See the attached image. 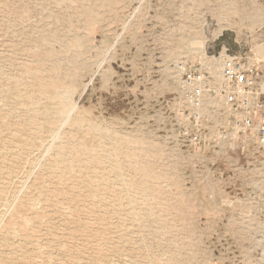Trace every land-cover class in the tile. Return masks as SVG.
<instances>
[{
    "label": "rangeland",
    "instance_id": "1",
    "mask_svg": "<svg viewBox=\"0 0 264 264\" xmlns=\"http://www.w3.org/2000/svg\"><path fill=\"white\" fill-rule=\"evenodd\" d=\"M231 51L264 0H0V264H264V152L178 136Z\"/></svg>",
    "mask_w": 264,
    "mask_h": 264
},
{
    "label": "built area",
    "instance_id": "2",
    "mask_svg": "<svg viewBox=\"0 0 264 264\" xmlns=\"http://www.w3.org/2000/svg\"><path fill=\"white\" fill-rule=\"evenodd\" d=\"M180 88L179 115L186 121L178 130L182 146L194 151L225 142L241 153L250 147L264 152V55L228 52L216 71L188 64ZM211 116L213 138L204 126Z\"/></svg>",
    "mask_w": 264,
    "mask_h": 264
},
{
    "label": "bare ground",
    "instance_id": "3",
    "mask_svg": "<svg viewBox=\"0 0 264 264\" xmlns=\"http://www.w3.org/2000/svg\"><path fill=\"white\" fill-rule=\"evenodd\" d=\"M198 48H199V47H198ZM198 48H197V49H198ZM195 49H196V48H195ZM231 52H232V51H231ZM220 56H222V55H221V54H219L218 56L216 55V59L219 60V57H220ZM197 60H198V59H197ZM210 68H212V66H211Z\"/></svg>",
    "mask_w": 264,
    "mask_h": 264
}]
</instances>
